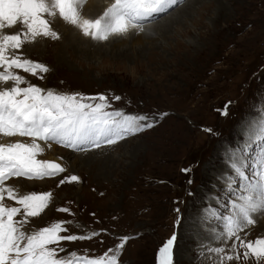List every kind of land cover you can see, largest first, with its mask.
<instances>
[{
  "label": "rangeland",
  "instance_id": "rangeland-1",
  "mask_svg": "<svg viewBox=\"0 0 264 264\" xmlns=\"http://www.w3.org/2000/svg\"><path fill=\"white\" fill-rule=\"evenodd\" d=\"M207 3L209 8L203 11ZM196 4L191 5V21L185 17L173 29L176 38L158 44L155 51L136 57L133 53L118 55L112 51L113 45H106L110 41H99L98 45L93 41L90 50L80 49L73 58L66 54L58 63V47L53 44L46 51L47 41L40 37L35 47L40 57L29 58L49 67L50 71L42 74L44 79L14 70L44 88L120 96L121 100L111 101L109 111L157 118L167 113L158 119L156 127L115 148L105 146L79 153L52 144L54 157H50L54 159L49 160L61 163L66 171L42 180L47 181L43 187L30 190L51 191L53 197L44 215L35 221L28 218L25 226L36 222L41 228L71 221L64 224L68 232L62 234L99 233L89 241L61 242L66 249L62 256L77 251L98 258L115 249L120 237L128 236L120 264H158V250L175 233L174 264H211L206 249L218 245L213 237L202 233L217 230L208 224L211 212L217 219L228 215L233 199L239 195L238 184L228 186L217 175L222 172L223 176L226 165L229 167L227 155L243 143L249 122L264 116V0H200ZM187 13L182 11L179 16ZM201 19L206 28L197 23ZM185 31L191 34L180 37ZM201 32H207L208 37L199 38ZM193 41L199 44L198 53L193 49L177 54L173 51L179 42ZM124 46L139 51L142 43L127 41ZM25 48L26 44L18 54L26 57ZM159 138L163 145L155 151L152 144ZM128 141L131 143L127 146ZM152 151L159 155L158 161L142 164ZM142 166L145 171L136 178ZM71 175L79 176V182H69ZM62 179L65 183L57 186ZM23 180L27 181H18ZM19 191L26 193L24 188ZM59 208H68L69 212H59ZM193 216L195 232L191 228ZM239 235L245 240L261 238L253 231ZM234 240L227 244L228 254H233Z\"/></svg>",
  "mask_w": 264,
  "mask_h": 264
},
{
  "label": "snow or ice",
  "instance_id": "snow-or-ice-1",
  "mask_svg": "<svg viewBox=\"0 0 264 264\" xmlns=\"http://www.w3.org/2000/svg\"><path fill=\"white\" fill-rule=\"evenodd\" d=\"M87 2L0 0V30L20 26L15 34L0 31V137L27 138L0 142V264H120L119 258L130 239L120 237L121 242L115 249L110 248L98 258L79 255L77 251L62 256L66 249L60 246L61 242L89 241L99 233L62 234L68 232L64 224L71 221L25 230L28 218L39 217L49 207L53 193H21L18 186L7 183L20 177L42 181L66 171L61 163L37 158L45 151L40 141L49 148L56 144L74 152L88 153L115 146L150 130L156 127L158 119L167 115L162 113L157 118L124 110L109 111L111 101L121 100L120 96H89L44 88L14 71L44 79L42 74L48 73L49 67L18 53L26 43H35L40 37L59 40L60 34L52 27L57 16L76 27L84 37L97 42L108 41L114 36L143 33L148 24L171 15L186 0H111L95 18L83 15ZM228 164V186L238 184L239 195L233 199L228 215L223 216V227L213 234L218 246L207 248L206 258H211V264H227L233 260L240 264H247L249 260L264 264V237L245 240L239 235L249 226H255L257 217L264 216V116L249 122L248 135L241 145L230 150ZM183 171L187 173L190 169ZM68 180L79 182L80 177L71 175ZM64 183L62 179L57 186ZM6 201H14L18 206ZM57 211L69 212V209ZM233 238V254H228L227 243ZM176 239L174 233L158 250V264H174Z\"/></svg>",
  "mask_w": 264,
  "mask_h": 264
},
{
  "label": "bare ground",
  "instance_id": "bare-ground-1",
  "mask_svg": "<svg viewBox=\"0 0 264 264\" xmlns=\"http://www.w3.org/2000/svg\"><path fill=\"white\" fill-rule=\"evenodd\" d=\"M199 1L200 0H186V3L183 4L182 6H179L174 12H172L171 15H168V16H166V18L159 20L158 23L148 24L146 26L145 31L143 33L135 34L133 32L132 34H129L127 37H119V36L110 37V39L108 40L110 42L108 44H106V45H113V48H111V49H112L113 52H115L118 55L119 54L128 55L127 53H133L132 55L134 57H136L138 55H143L144 53H146L149 50L150 51H155V50L158 49V47H157L158 44L161 45L163 43H166V41L168 39L176 38L175 36H172L175 33L173 31V29L175 28L176 25L182 24L183 19L185 17H186V21L187 20L191 21V5L192 6L193 5L196 6L197 5L196 3L199 2ZM110 2H111V0H88L87 4L84 5V7H83V15L85 17H88V18H95V17L99 16L100 14H102L103 10L108 6V4ZM208 5H209V3L204 5L202 10L205 11V8H209V7H207ZM182 11H186V12L189 11V13L185 14V16H183L184 14L182 16H179V13H181ZM201 16H204V13L201 14ZM202 19L200 20V22L197 21V23L200 24L201 27L204 26V24H202ZM52 27H53L54 30L58 31V33L60 34L61 38L59 40H61V41H60V43L56 44L57 42L52 43L53 40L45 38V40L47 41V42L45 41L46 42V46L45 47H46V51H48L49 47L52 46L53 44L58 47V49L55 48L56 51H57L55 54L57 55L56 57H57L58 63H62L63 62V60L65 59V55L66 54H69V56L71 58H73L72 56L76 55L77 52L80 51V49L90 50L93 45L100 44L98 42H94V44L92 45L91 42H93V40H91L90 38L84 37L81 34V32L76 27H74V26H72V25H70L68 23H64L63 20L60 19L58 16L54 19V23L52 24ZM203 28H206V27L204 26ZM18 30H20L19 24H17L16 27H11V28L6 26L5 29L0 30V31H3V33H5V34H15ZM190 34H191L190 32H186L185 31V32H182L180 34V37H186V36L188 37ZM169 36H171V37H169ZM198 37L199 38L208 37L207 36V32H205V33L201 32L198 35ZM59 40H56V41H59ZM127 41L135 42V43L136 42H139V43L141 42L142 43L141 50H139V51L137 49L136 50L135 49L131 50L130 48L127 47L129 44L127 46L122 47L124 45V42H127ZM143 41H145V42H143ZM40 42H41V39L38 38L35 43H26V48H25L26 50H25V53H24L26 55V58H29L31 56L40 57L39 55L35 54L36 53L35 52L36 51L35 47L36 46L38 47ZM148 44H149V46H148ZM106 45H101V46H106ZM83 46H85V47H83ZM198 48H199V44L196 41H193V42H191L189 44L179 42L177 44V48L176 49L172 48V49L177 54L180 51H185V50L191 51V49H193L196 53H198L199 52ZM92 51H94V50H92ZM189 51H186V52H189ZM117 52H119V53H117ZM164 52H167V50L165 51V49H164ZM174 135H176L175 132L173 133V136ZM21 140H27V138L20 139L19 137H0V142H4V143L21 141ZM129 141H131V140H129ZM129 141L127 143H125L127 146L129 145V143H131ZM39 143L45 149L44 153L42 155H40V156H44L45 159H47V160L54 159V158H51V157H54V156L52 155L50 148L47 147L44 144V142H42V141H40ZM120 145L121 144L119 143V144H117L115 146H110V148H115V147L120 146ZM159 145L162 148L163 139H161V138H159V141L153 142V144H152V146L154 147L155 151L159 148ZM140 148H142V146L140 144L137 145V150L138 151H140ZM155 151H152L151 155L148 157V160L146 158L144 159L145 161L142 160V164L146 163V162L149 163L150 160L151 161H153V160L154 161H158L157 158L159 157V155H156ZM226 166H227V168L224 170L223 176H222V172H221V173H219L217 175V178H219L222 181L224 179L228 183L227 175L230 172V168L228 167V165H226ZM141 170L145 171L143 166H142V168L139 169L138 173ZM143 171H142V173H143ZM139 175H140V173L138 175H136V178ZM20 179L22 180V178H13L12 180L8 181L7 183L11 184V185L18 186L19 189L20 188H24V191L26 193H30V192H32L30 190L33 187H43V185L47 182V181L46 182H42V181L34 182V181H29V180H27L26 182H24L25 180L18 181ZM22 191H23V189H22ZM28 191H30V192H28ZM6 203L12 204L13 206H18V205H15L14 201H6ZM44 213H45V211L39 217L43 216ZM212 215L213 214L211 212L208 224L210 225V227L215 228L217 230H212V231L211 230H207V231H205V233H202V234H206V235L211 236V237H213V234L215 232L219 231V228L222 226L221 222H223V221H220V219L223 220V217L221 218L219 216L220 219L219 218L217 219L216 215L215 216H212ZM39 217H30V219L31 220L34 219V221H35ZM17 219H19V217H17ZM194 219H195V217L194 218L191 217V226H192L191 228L195 232V226L193 224L194 223ZM33 226L28 224L27 226H25V228L30 229V230H35V229L40 228V227H37L36 222L33 223ZM252 231L255 232L256 234H259L260 237H264V216L257 217L256 226L251 228V229L250 228L245 229L242 232V234L252 233ZM198 232H199V230H198ZM252 240H254V239H252ZM252 264H254V263H252Z\"/></svg>",
  "mask_w": 264,
  "mask_h": 264
}]
</instances>
